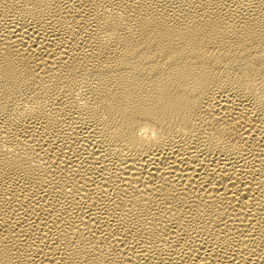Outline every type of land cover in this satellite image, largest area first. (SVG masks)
Instances as JSON below:
<instances>
[{
  "label": "bare ground",
  "instance_id": "1",
  "mask_svg": "<svg viewBox=\"0 0 264 264\" xmlns=\"http://www.w3.org/2000/svg\"><path fill=\"white\" fill-rule=\"evenodd\" d=\"M0 264H264V0H0Z\"/></svg>",
  "mask_w": 264,
  "mask_h": 264
}]
</instances>
